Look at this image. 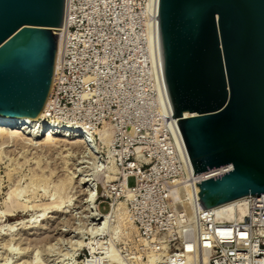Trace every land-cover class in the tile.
<instances>
[{
    "label": "built area",
    "instance_id": "1",
    "mask_svg": "<svg viewBox=\"0 0 264 264\" xmlns=\"http://www.w3.org/2000/svg\"><path fill=\"white\" fill-rule=\"evenodd\" d=\"M156 14L157 0H65L61 52L43 117L91 135L104 162L96 171L113 164L100 195L107 211L124 202L148 264H264V193L201 209L196 185L184 203V184L229 167L189 177L181 172L180 162L190 161L176 121L166 120L172 111L156 19L149 17ZM88 163L95 168V160Z\"/></svg>",
    "mask_w": 264,
    "mask_h": 264
},
{
    "label": "water",
    "instance_id": "2",
    "mask_svg": "<svg viewBox=\"0 0 264 264\" xmlns=\"http://www.w3.org/2000/svg\"><path fill=\"white\" fill-rule=\"evenodd\" d=\"M65 0H0V116L31 122L48 97ZM160 69L205 209L264 193V0H157Z\"/></svg>",
    "mask_w": 264,
    "mask_h": 264
},
{
    "label": "rangeland",
    "instance_id": "3",
    "mask_svg": "<svg viewBox=\"0 0 264 264\" xmlns=\"http://www.w3.org/2000/svg\"><path fill=\"white\" fill-rule=\"evenodd\" d=\"M44 139L36 140V145L13 140L4 146L0 163V211L4 212L0 215V264H90L85 260L87 251L105 246L101 237L94 239L105 232L110 234L106 241L108 249L116 253L117 264H127L119 254L142 253L135 226L127 213L121 219L123 214L118 212L122 207L126 211L124 202L107 211L108 204L100 192L109 179L107 169L96 171L104 165L96 149L92 153L83 144L62 137L47 148ZM90 159L96 162L94 169ZM127 183L132 185L133 178ZM15 189L24 210L14 205L16 199L10 192ZM97 206L104 214L99 222H95ZM95 254L96 264H101L104 256ZM135 258L138 264L142 262V255Z\"/></svg>",
    "mask_w": 264,
    "mask_h": 264
},
{
    "label": "bare ground",
    "instance_id": "4",
    "mask_svg": "<svg viewBox=\"0 0 264 264\" xmlns=\"http://www.w3.org/2000/svg\"><path fill=\"white\" fill-rule=\"evenodd\" d=\"M61 43H62V35H61L60 42H59V46H58V49H57L56 61H55V66H54V75H55V72H56V69H57V66H58V59H59V55H60V52H61ZM53 80H54V77H53L52 81ZM49 102H50V97H49V94H48V97H47V99L45 101V104H44L42 110L39 112V114L35 117L34 121H32V122L28 118L3 117V116H0V163H1V160L4 158V155H3L4 146H6V144L10 143L13 140H16V141L22 140L25 145H36L37 144L36 140H38L40 138H45L44 140H45V142H47V144H46L47 145V148H49L52 145V142L56 141V138L57 137H62L64 139L72 140L73 142L83 144L85 150L91 151L92 153H95V150L94 149H96V151H97L96 146L91 141V135L87 131H85L84 129H81L77 125H73V124L61 122L59 120H57V121L56 120L50 121V120H47V119H45L43 117V115H44V108H46V106H47V104ZM104 138H105L104 142L107 143L108 140H109V136L107 135V133H105V137ZM55 144H58V143H55ZM52 146H51V148H52ZM61 146H64V145H61ZM44 147H45V145H44ZM100 163H102V162H100ZM106 168H107V173L106 174L108 175L107 177L110 180L114 176L113 175L114 166H113L112 163H109ZM8 175H10V173H8ZM103 184H102V186H103ZM191 189H192V186L189 187L188 184H184V190H185L184 196H186L185 197V200H184V203L186 201H187V204L191 202V199H190ZM16 191L17 190L15 189L14 191H11L10 192L11 196L15 197V199H16V200H13L14 201V205L16 203L15 207H17L18 209H19V207H21V208L23 207L22 209L24 210V208H26L25 205L22 206L21 203L19 204V202H17V198H16V196L14 194V192L16 193ZM240 200H242V197L241 198H238V199H235V200H232V201H229L225 205L230 206L232 203L237 202V201H240ZM120 201H122V200H118L117 203L115 204V206H113L112 209L110 211H108V213L111 212L113 210V208L116 207V205ZM32 207H34V205ZM31 208L29 207V209H31ZM49 208H51V207L45 208L44 210H47ZM122 208H118V212L121 213V214H123L121 216V219H123L124 216H125V214H126V211H124V210L122 211ZM11 209H13V208H11ZM34 209H36V207H34ZM56 212H59V211L57 210ZM45 213L43 212V215L42 216H44ZM97 213H98V215L95 216V219H96L95 222H99L101 220V217L104 216L103 213L99 214L98 209H97ZM2 214H4V212L0 211V215H2ZM7 215H9V214H7ZM232 216H233V214H232ZM131 224L134 225L132 222H131ZM102 235H107V238H105V239H103V236H100L102 238V240L105 241V243H104L105 246L103 248H99L95 252H91L90 251L91 258L90 259H85V260H87V262L90 263V264H96V260H95L96 254L95 253H100L99 255H103L104 256L103 259L101 260V264H109V262L110 263L117 264L118 262H117L116 257H115L116 256V253L115 252H112L110 249H108L109 243L106 241L108 238H110V234H108L107 232H105ZM100 237H98V238H95L94 237V239L100 240L101 239ZM94 245L96 246V244H94ZM104 248H106V249L103 250ZM102 251L104 252V254H103ZM119 255L122 258H124V261L127 264H138L135 257L138 256V255H143V253H141V252L137 253V250H136V251H130L125 256H123L121 254H119ZM148 256H149V254H148ZM115 260H116V262H115ZM120 261H122V260L120 259L119 262ZM140 264H148V260H143V258H142V262Z\"/></svg>",
    "mask_w": 264,
    "mask_h": 264
}]
</instances>
